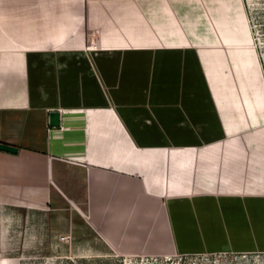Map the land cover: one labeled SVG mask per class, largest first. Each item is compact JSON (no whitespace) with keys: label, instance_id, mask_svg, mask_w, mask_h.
Returning <instances> with one entry per match:
<instances>
[{"label":"crops","instance_id":"obj_1","mask_svg":"<svg viewBox=\"0 0 264 264\" xmlns=\"http://www.w3.org/2000/svg\"><path fill=\"white\" fill-rule=\"evenodd\" d=\"M246 8L0 0V144L16 148L0 150V264L79 242L264 253V76Z\"/></svg>","mask_w":264,"mask_h":264},{"label":"rangeland","instance_id":"obj_2","mask_svg":"<svg viewBox=\"0 0 264 264\" xmlns=\"http://www.w3.org/2000/svg\"><path fill=\"white\" fill-rule=\"evenodd\" d=\"M250 31L257 45L264 76V0H245ZM87 251L89 253H84ZM54 249L37 264H264V253H203L165 257L117 256V249H95L75 243L72 250Z\"/></svg>","mask_w":264,"mask_h":264},{"label":"water","instance_id":"obj_3","mask_svg":"<svg viewBox=\"0 0 264 264\" xmlns=\"http://www.w3.org/2000/svg\"><path fill=\"white\" fill-rule=\"evenodd\" d=\"M49 124L51 126H58L59 125V114L57 112L50 113ZM0 150L9 151V152H16L15 147L9 146L6 144H0Z\"/></svg>","mask_w":264,"mask_h":264}]
</instances>
